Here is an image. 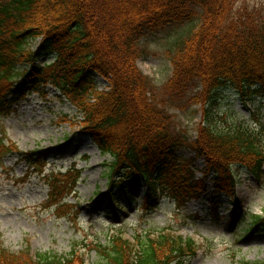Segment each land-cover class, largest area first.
Returning a JSON list of instances; mask_svg holds the SVG:
<instances>
[{"label": "trees", "instance_id": "obj_1", "mask_svg": "<svg viewBox=\"0 0 264 264\" xmlns=\"http://www.w3.org/2000/svg\"><path fill=\"white\" fill-rule=\"evenodd\" d=\"M193 27L167 55L172 73L156 84L138 67L145 55L140 40L176 25ZM39 41L33 49L30 43ZM53 61L38 63L41 57ZM98 77L106 89H100ZM52 86L78 109L74 124L88 135L107 162L110 189L129 193V184L146 185L147 208L167 195L179 206L206 191L193 163L177 152L184 145L205 160L214 187L235 198L234 166L256 176L264 170L263 133L244 124L224 125L211 114L222 89L242 99L264 96V3L246 0H0V110L14 99L16 87L43 91ZM192 141L172 109L198 112ZM19 151L0 140V153ZM23 154L22 152H20ZM33 161L29 153L24 154ZM49 177V178H48ZM47 177L45 206L64 215V199L81 178L74 167ZM115 195V192H113ZM69 206L68 204H65ZM64 207V208H63ZM63 208V209H62ZM252 228H264V216H251ZM198 242L168 228L139 233L133 240L113 235L100 245L98 264H181L196 255ZM82 255L38 251L13 252L0 243V264H83ZM264 264V262H258Z\"/></svg>", "mask_w": 264, "mask_h": 264}, {"label": "rangeland", "instance_id": "obj_2", "mask_svg": "<svg viewBox=\"0 0 264 264\" xmlns=\"http://www.w3.org/2000/svg\"><path fill=\"white\" fill-rule=\"evenodd\" d=\"M192 27V23L176 25L148 33L140 40L145 56L138 60L139 67L156 84H163L170 77L172 64L167 52ZM30 46L36 48L38 42L33 41ZM52 60V56H44L40 63ZM96 81L100 89L107 88L102 77ZM218 98L211 108L217 127L247 124L262 131L264 144V98L247 101L232 88L222 89ZM2 108L6 110L0 114V138L5 137L9 144L15 142L22 152H31L34 160L43 165L44 174L66 171L74 165L81 170L77 192L67 196L64 203L67 212L58 215L56 206L43 204L50 190L43 174L29 161L20 160L23 157L17 153H0V242L11 251L21 252L28 243L32 252L67 254L75 248L85 255L84 264H98V247L107 245L115 232L131 238L138 231L172 227L201 244L198 254L183 264L264 262V230L253 229L248 216H264V174L258 178L246 168L234 167L238 179L236 208L229 198L215 192L212 173L207 176V192L182 207L164 197L145 209L141 202L145 185L140 182L130 183L133 203L128 194L119 190H115L118 200L112 202L105 165L111 156L102 154L93 141L80 135V127L74 124L77 108L51 87L44 93L26 91L17 102L11 100ZM196 109L198 112L191 113L170 110L192 141L197 136L196 126L204 117L200 106L192 110ZM178 155L183 162L193 163L198 179L204 178L205 161L196 157L190 146L184 145Z\"/></svg>", "mask_w": 264, "mask_h": 264}]
</instances>
